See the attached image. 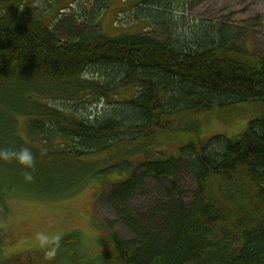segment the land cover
<instances>
[{
    "label": "trees",
    "instance_id": "16d2710c",
    "mask_svg": "<svg viewBox=\"0 0 264 264\" xmlns=\"http://www.w3.org/2000/svg\"><path fill=\"white\" fill-rule=\"evenodd\" d=\"M110 2L0 0V150L34 157L0 158V217L13 196L108 182L102 231L131 238L104 235L90 257L74 232L8 255L0 229V264H264V52L250 31L192 17L200 0H122L132 24L113 36ZM240 112L238 134L201 139L206 116Z\"/></svg>",
    "mask_w": 264,
    "mask_h": 264
},
{
    "label": "rangeland",
    "instance_id": "374dc122",
    "mask_svg": "<svg viewBox=\"0 0 264 264\" xmlns=\"http://www.w3.org/2000/svg\"><path fill=\"white\" fill-rule=\"evenodd\" d=\"M109 5L110 10L104 14L101 24L107 34L115 36L120 33L119 27L122 24L125 22L126 26L132 24L130 21L132 13L128 3H123L122 0H111ZM190 14L197 20L227 21L241 29L243 33L250 31L252 39L248 48L264 52V0H200ZM44 15L46 14L41 16ZM139 29L140 27H135L132 31L136 32ZM217 115L212 113L206 116L202 123V140H207L215 134L234 136L248 121L241 112L239 117L227 116L220 119ZM179 142L180 140L174 142V146ZM174 146L171 148L164 144L161 151H165L167 155H176ZM119 178V175H113L110 181ZM107 185L108 182L103 185L93 182L79 191L77 196L62 200L52 196L9 198L8 214L4 218L0 217V229L6 232L8 238L5 254L12 255L25 252L27 249L46 247L74 232H78L83 238V251L90 257L101 252L102 248L98 246L97 239L104 235L109 236L117 232L123 239H130L131 234L121 225H117L115 230L106 229V233L102 231L104 226L101 223L113 218L102 197V190ZM55 251L65 252L66 248L60 244ZM67 262L72 264L69 260ZM80 262L85 263V258L82 257Z\"/></svg>",
    "mask_w": 264,
    "mask_h": 264
},
{
    "label": "clouds",
    "instance_id": "9594fccd",
    "mask_svg": "<svg viewBox=\"0 0 264 264\" xmlns=\"http://www.w3.org/2000/svg\"><path fill=\"white\" fill-rule=\"evenodd\" d=\"M10 157H14L17 162H19L20 164H22L23 166L27 167V168H31L34 166V157L33 154L31 152V150L27 147L18 149V150H13V151H9V150H0V158L3 159H8ZM26 178L31 180L32 176L30 173L26 174ZM58 239V237H57ZM47 255L49 257H54L55 256V250L53 249L52 251L48 252Z\"/></svg>",
    "mask_w": 264,
    "mask_h": 264
},
{
    "label": "bare ground",
    "instance_id": "6f19581e",
    "mask_svg": "<svg viewBox=\"0 0 264 264\" xmlns=\"http://www.w3.org/2000/svg\"><path fill=\"white\" fill-rule=\"evenodd\" d=\"M172 156H174V155H172ZM154 195H155V196H159L156 192L154 193Z\"/></svg>",
    "mask_w": 264,
    "mask_h": 264
}]
</instances>
